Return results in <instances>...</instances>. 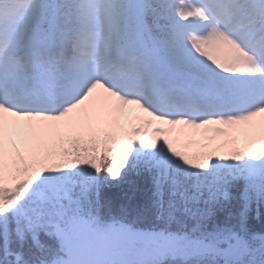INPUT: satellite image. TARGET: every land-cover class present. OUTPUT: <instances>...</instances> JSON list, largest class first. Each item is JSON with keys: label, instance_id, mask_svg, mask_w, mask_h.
Wrapping results in <instances>:
<instances>
[{"label": "snow or ice", "instance_id": "snow-or-ice-1", "mask_svg": "<svg viewBox=\"0 0 264 264\" xmlns=\"http://www.w3.org/2000/svg\"><path fill=\"white\" fill-rule=\"evenodd\" d=\"M253 202L264 0H0V264H264Z\"/></svg>", "mask_w": 264, "mask_h": 264}, {"label": "trees", "instance_id": "trees-1", "mask_svg": "<svg viewBox=\"0 0 264 264\" xmlns=\"http://www.w3.org/2000/svg\"><path fill=\"white\" fill-rule=\"evenodd\" d=\"M129 180L137 181L140 184L141 190L143 189L142 183L138 178L131 174ZM126 188V186H125ZM122 189H109L106 190L105 197L102 200V207L99 209L102 217L108 218L110 216L121 215L122 207L127 209L129 215L127 219L133 221L135 226L141 230H157L162 231L167 228L169 231L175 232L176 227L166 225L161 221L155 210L146 207V197L142 195L138 200L133 201L131 204L123 198ZM249 228L252 232L258 235H264V205H259L255 202L251 204L249 212Z\"/></svg>", "mask_w": 264, "mask_h": 264}]
</instances>
